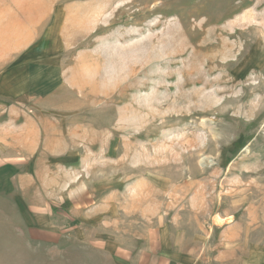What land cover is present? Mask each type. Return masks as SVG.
<instances>
[{
	"label": "rangeland",
	"instance_id": "rangeland-1",
	"mask_svg": "<svg viewBox=\"0 0 264 264\" xmlns=\"http://www.w3.org/2000/svg\"><path fill=\"white\" fill-rule=\"evenodd\" d=\"M49 25L0 62V264H264V0Z\"/></svg>",
	"mask_w": 264,
	"mask_h": 264
},
{
	"label": "crops",
	"instance_id": "crops-1",
	"mask_svg": "<svg viewBox=\"0 0 264 264\" xmlns=\"http://www.w3.org/2000/svg\"><path fill=\"white\" fill-rule=\"evenodd\" d=\"M53 5L54 0H0L1 64L40 40L52 19Z\"/></svg>",
	"mask_w": 264,
	"mask_h": 264
}]
</instances>
